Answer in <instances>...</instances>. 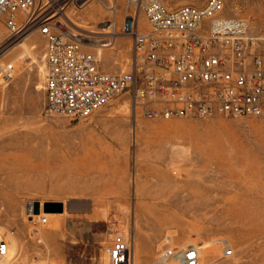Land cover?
Instances as JSON below:
<instances>
[{"label": "rangeland", "instance_id": "obj_1", "mask_svg": "<svg viewBox=\"0 0 264 264\" xmlns=\"http://www.w3.org/2000/svg\"><path fill=\"white\" fill-rule=\"evenodd\" d=\"M158 1L170 9L207 0ZM222 1L225 17L247 20L262 39L264 58V0ZM133 12L125 0H88L69 6L61 22L84 34L115 19L119 31ZM6 37L0 23V49ZM44 46L34 32L0 54V63L14 67L0 90V233L12 250L7 259L108 264L111 231L131 245L132 264H159L166 248L188 245L198 249L199 264H264L263 118L146 119L133 115L126 95L87 118L48 115ZM86 46L98 71L129 70L126 37L109 48ZM45 203H60L62 211L44 213ZM44 215L47 224H35Z\"/></svg>", "mask_w": 264, "mask_h": 264}, {"label": "built area", "instance_id": "obj_2", "mask_svg": "<svg viewBox=\"0 0 264 264\" xmlns=\"http://www.w3.org/2000/svg\"><path fill=\"white\" fill-rule=\"evenodd\" d=\"M87 1L0 0V21L7 31L0 54L34 32L45 39L46 114L87 118L126 95L133 115L146 119L217 115L264 119V58L258 53L262 39L251 34L247 20L225 17L222 0L170 9L158 0H125L134 12L124 17L119 31L113 19L102 23L99 32L84 35L63 25L61 19L69 6L81 7ZM139 13L144 16V29ZM119 36L131 42L129 70L98 71L86 45L109 48ZM13 76V65L0 63V90ZM45 216L35 224L45 226ZM108 233V264H132L131 245ZM8 246L0 233V264H15L14 257L7 259ZM222 253L228 257L231 250L224 248ZM157 262L199 264L198 249L168 247Z\"/></svg>", "mask_w": 264, "mask_h": 264}, {"label": "water", "instance_id": "obj_3", "mask_svg": "<svg viewBox=\"0 0 264 264\" xmlns=\"http://www.w3.org/2000/svg\"><path fill=\"white\" fill-rule=\"evenodd\" d=\"M62 206L60 203H45L43 206L44 213H60Z\"/></svg>", "mask_w": 264, "mask_h": 264}, {"label": "bare ground", "instance_id": "obj_4", "mask_svg": "<svg viewBox=\"0 0 264 264\" xmlns=\"http://www.w3.org/2000/svg\"><path fill=\"white\" fill-rule=\"evenodd\" d=\"M114 12V11H113ZM68 21V20H67ZM71 24V23H70ZM73 25V24H72ZM31 49H33V48H31ZM99 51H100V49H99ZM20 56V55H19ZM12 254V250H11V248H10V246H8V254H7V257L8 256H10Z\"/></svg>", "mask_w": 264, "mask_h": 264}, {"label": "crops", "instance_id": "obj_5", "mask_svg": "<svg viewBox=\"0 0 264 264\" xmlns=\"http://www.w3.org/2000/svg\"><path fill=\"white\" fill-rule=\"evenodd\" d=\"M0 23H2L1 21H0ZM2 25H3V23H2ZM2 43V42H1Z\"/></svg>", "mask_w": 264, "mask_h": 264}]
</instances>
